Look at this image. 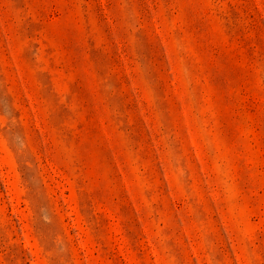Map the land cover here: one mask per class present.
Listing matches in <instances>:
<instances>
[{
	"label": "rangeland",
	"instance_id": "1",
	"mask_svg": "<svg viewBox=\"0 0 264 264\" xmlns=\"http://www.w3.org/2000/svg\"><path fill=\"white\" fill-rule=\"evenodd\" d=\"M0 264H264V0H0Z\"/></svg>",
	"mask_w": 264,
	"mask_h": 264
}]
</instances>
